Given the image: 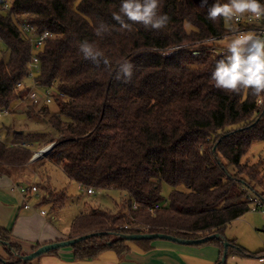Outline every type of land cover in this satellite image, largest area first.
<instances>
[{"label": "trees", "instance_id": "trees-1", "mask_svg": "<svg viewBox=\"0 0 264 264\" xmlns=\"http://www.w3.org/2000/svg\"><path fill=\"white\" fill-rule=\"evenodd\" d=\"M214 2L161 0V12L169 17L162 30L131 21L130 29H122L113 18L121 0H14L9 10L0 8V111L26 100L31 90L26 80L34 74L33 47L21 30L28 23L33 36L52 35L37 52L33 83L50 90L57 111L43 100L30 104L27 115L58 136L5 128L0 173L31 167L37 144L45 142L55 145L39 168L61 167L77 184L122 195L113 209L93 207L72 220L69 239L99 234L69 247L76 261L95 260L106 251L122 257L130 251L128 243L148 247L154 241L121 235L225 237L231 222L251 212L253 197L264 204V160H243L254 143L264 142V104L250 92L217 89L211 80L223 56L212 52L217 41L210 40L241 28L234 20L208 19L207 7ZM101 23L108 30L97 36ZM85 40L100 53L95 60L80 52L78 44ZM125 60L133 65L130 78L119 70ZM163 183L172 188L169 203L154 210L164 200ZM42 190L52 211L70 198L66 188L48 184ZM227 241V258L264 257V250L253 254L236 240ZM204 244L219 247L216 264H224L223 241ZM30 250L0 227V264H33L35 259L20 260Z\"/></svg>", "mask_w": 264, "mask_h": 264}, {"label": "crops", "instance_id": "crops-1", "mask_svg": "<svg viewBox=\"0 0 264 264\" xmlns=\"http://www.w3.org/2000/svg\"><path fill=\"white\" fill-rule=\"evenodd\" d=\"M37 147L40 148V144ZM35 163L31 162V165ZM48 177L47 185L57 190L51 183V177ZM37 179V174L29 178L20 175V170L12 175L0 173V227L10 230L28 250L37 244L43 246L69 239L70 234V226L68 229L62 228L57 223L62 208L51 210L50 204L45 203L48 194L43 188L37 196H28L31 207H25V195L18 188L22 185H35ZM43 211L47 214L43 215ZM128 246L129 253L122 257L114 251H106L91 261H76L72 249L67 247L56 254H44L34 260L33 264H216L221 256L220 248L212 244L182 245L167 240H154L148 247L135 243H128ZM227 264H264V258L231 256L227 258Z\"/></svg>", "mask_w": 264, "mask_h": 264}, {"label": "clouds", "instance_id": "clouds-1", "mask_svg": "<svg viewBox=\"0 0 264 264\" xmlns=\"http://www.w3.org/2000/svg\"><path fill=\"white\" fill-rule=\"evenodd\" d=\"M206 5L207 0H202V6ZM161 9V0H121L119 13H114L113 18L122 29H130L131 25L127 21H131L140 23L145 28L162 30L167 26L169 17ZM245 14H251L258 19L264 17V4L260 0H215L207 7L208 19L212 21L222 18L227 23L238 20ZM107 30L108 26L101 23L95 29V34L102 36ZM78 47L85 58L95 60L100 55L87 40L79 42ZM224 49L225 54L216 61L211 74L215 87L229 93L250 92L257 97L258 103L264 104V34L237 30L226 41ZM132 67L125 60L119 65V70L124 71L130 78ZM116 78L119 79V76Z\"/></svg>", "mask_w": 264, "mask_h": 264}, {"label": "rangeland", "instance_id": "rangeland-1", "mask_svg": "<svg viewBox=\"0 0 264 264\" xmlns=\"http://www.w3.org/2000/svg\"><path fill=\"white\" fill-rule=\"evenodd\" d=\"M7 2L9 8H11L14 0H4ZM222 2H227V0H222ZM233 36L227 37L224 40L217 41L215 43L218 49L224 48V44L228 39ZM0 48H4L3 45L0 44ZM38 75V71H34V74L26 80V86L29 88L34 87L33 79ZM37 92H43L40 88H36ZM30 103L27 100L15 102L9 108V115L0 119V139L4 140L5 138V128L14 127L17 129H25L26 132L34 133L35 131H40L48 134L50 137L57 138V134L54 130H52L48 125H40L41 122L38 119L31 118L27 115L29 110ZM51 109L53 111H57V107L55 104H51ZM15 112V113H14ZM52 144H40V148H36L33 157L36 153L41 152L46 149L48 146ZM49 154V153H48ZM47 154V155H48ZM47 155L41 159H37L34 165L31 167H25L22 173L25 177H32L33 175L38 174V181L40 185H36L39 190L44 188V186H48V176L51 177L52 185L57 188V190H61L66 188L67 195L70 197L66 205L61 209L59 218L57 219V223L62 228H69L70 223L73 218L79 215L82 212H85L93 207H103L113 209L115 202L119 201L121 198V192L110 190H96L94 195H88L85 191H81L78 188V184L69 180L66 177L65 173L61 170V168L56 166H51L50 164H45V168L38 167L37 163L41 162V160H45ZM32 157V159H33ZM31 159V162H32ZM248 160L250 164L258 163L261 160H264V142H256L252 145V148L248 155L243 159ZM39 170H37V168ZM42 171V174H41ZM44 184V185H42ZM172 188L167 184H162V196L164 198L162 202V206H168L169 196ZM225 236L229 238H234L237 242L245 247L250 253H258L264 249V215L261 213L260 209L257 211L251 210V212L244 215L242 218H239L233 222L229 226H227L225 230ZM36 260V259H35ZM34 262V261H33Z\"/></svg>", "mask_w": 264, "mask_h": 264}, {"label": "built area", "instance_id": "built-area-1", "mask_svg": "<svg viewBox=\"0 0 264 264\" xmlns=\"http://www.w3.org/2000/svg\"><path fill=\"white\" fill-rule=\"evenodd\" d=\"M0 8L2 10H6V11L10 9L7 2L4 0H0ZM234 21L241 27L238 31H242V32L254 31L257 33L264 34V17H261L258 19L251 14H245V15L239 17L238 20L234 19ZM21 30L23 31V33H25L28 36L29 41L31 42L32 47H33L32 54H31V61L29 63L30 71L33 74L34 71L38 70V67H39V59L37 56V52L43 46L44 42L48 38H50L52 35L49 32H44L40 35L33 36L35 33V28L31 27L28 23L21 24ZM45 33H47V35H45ZM234 34H235V32L230 33V34H226L225 36H222L219 39L213 38L210 41L215 42V41L224 40L227 37L234 36ZM212 52L214 54H218L221 56H223L225 54V50L218 49V48H214L212 50ZM36 88H38V87H36L34 85V87L31 88V90L29 91V93L26 96V100L30 104L38 105L43 100H45V102L47 104H51L53 102L54 99H53V96H52V93L50 92V90H45L43 92H37ZM9 113H10L9 110L0 111V119L8 116ZM38 154L39 153H36L35 156H37ZM78 188L81 191H85L88 195H94L96 192L95 188L87 187V186H84L83 184H78ZM18 189L20 190V192L23 195H25V198H26L25 199V205H26L25 207L30 208L31 205L29 203L30 201L28 200V196L29 195L30 196H37L40 193L39 188L36 185H22ZM253 198H254V205L252 206V210L257 211L260 209L261 213L264 215V204L261 202V200L259 198H257V197H253ZM133 208L136 209L137 205L134 204ZM161 208H162V205L157 204L154 207V210H159ZM42 214L45 215L47 213L45 211H43Z\"/></svg>", "mask_w": 264, "mask_h": 264}, {"label": "water", "instance_id": "water-1", "mask_svg": "<svg viewBox=\"0 0 264 264\" xmlns=\"http://www.w3.org/2000/svg\"><path fill=\"white\" fill-rule=\"evenodd\" d=\"M54 145L55 144H52L48 146L46 149L39 152V154L32 159V162H35L37 159H41L45 157L52 150ZM95 235H99V234L97 233L86 234V235L79 236L76 238H71V239H66V240H62V241L51 243V244H46V245L40 246L39 248L28 253L25 256H21L20 260L25 263L29 261H33L34 259L44 254H47L53 250H58V249H63V248L74 246L78 242L89 239ZM121 237L127 241L167 240V241L175 242V243L182 244V245H199V244L207 243L209 240H212V239H220L223 241V244H224L223 257H222V262L224 264H226L227 262L228 247L230 246V243L227 241V239L221 236L220 234H213V235H210L208 237L201 238L198 240H185V239H180L178 237H174V236L163 234V233L128 234V235H121Z\"/></svg>", "mask_w": 264, "mask_h": 264}]
</instances>
